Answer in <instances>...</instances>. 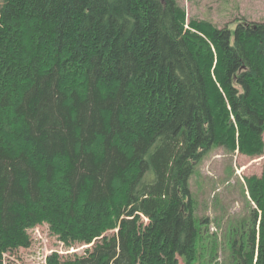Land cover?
<instances>
[{"label":"trees","instance_id":"obj_1","mask_svg":"<svg viewBox=\"0 0 264 264\" xmlns=\"http://www.w3.org/2000/svg\"><path fill=\"white\" fill-rule=\"evenodd\" d=\"M63 1L56 15L0 5V264L43 223L85 245L46 264H191L197 166L215 146L263 153L264 21ZM246 182L255 206L232 252L264 264V166Z\"/></svg>","mask_w":264,"mask_h":264},{"label":"rangeland","instance_id":"obj_2","mask_svg":"<svg viewBox=\"0 0 264 264\" xmlns=\"http://www.w3.org/2000/svg\"><path fill=\"white\" fill-rule=\"evenodd\" d=\"M4 1L0 0V5ZM7 1L26 11H43L49 15H56L64 2L56 0L45 6L42 0ZM178 1L185 9L186 23L191 19H205L217 26L228 25L233 31L240 19L264 21V0ZM262 139L264 141V132ZM263 166L264 149L260 155H248L238 147L230 151L223 146L211 148L197 166L189 180L198 228L196 255L191 264H235L232 244L236 238L240 239L244 224L250 225L255 206L246 178L261 175ZM30 235L32 243L29 247H21L6 258L16 264H46L45 256L54 250L64 255L81 252L85 247H65L50 233L46 223L32 228ZM179 264H185L180 256Z\"/></svg>","mask_w":264,"mask_h":264},{"label":"bare ground","instance_id":"obj_3","mask_svg":"<svg viewBox=\"0 0 264 264\" xmlns=\"http://www.w3.org/2000/svg\"><path fill=\"white\" fill-rule=\"evenodd\" d=\"M49 254H50V253H49ZM49 254H47V255L45 256V260H44V261H46V257H47Z\"/></svg>","mask_w":264,"mask_h":264}]
</instances>
